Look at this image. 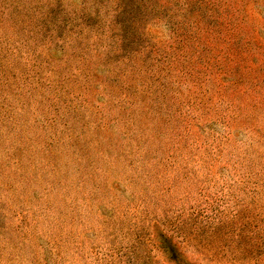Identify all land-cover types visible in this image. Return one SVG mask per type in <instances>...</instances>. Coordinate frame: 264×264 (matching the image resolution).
I'll return each mask as SVG.
<instances>
[{"label": "rangeland", "instance_id": "374dc122", "mask_svg": "<svg viewBox=\"0 0 264 264\" xmlns=\"http://www.w3.org/2000/svg\"><path fill=\"white\" fill-rule=\"evenodd\" d=\"M0 264H264V0H0Z\"/></svg>", "mask_w": 264, "mask_h": 264}]
</instances>
